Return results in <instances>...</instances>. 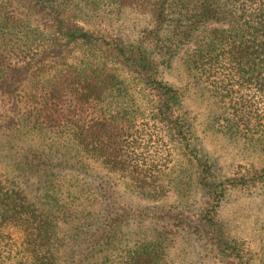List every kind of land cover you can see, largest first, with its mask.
<instances>
[{
  "label": "trees",
  "instance_id": "1",
  "mask_svg": "<svg viewBox=\"0 0 264 264\" xmlns=\"http://www.w3.org/2000/svg\"><path fill=\"white\" fill-rule=\"evenodd\" d=\"M105 7L150 26L126 40L97 20ZM184 54L187 69L220 70L264 102V0H0V264H254L220 208L264 174L222 179L190 146L182 94L163 79ZM250 95L243 106L259 111ZM159 135L190 149L175 176L151 144ZM99 167L102 200L87 210L80 180ZM115 180L180 199L121 214L106 192Z\"/></svg>",
  "mask_w": 264,
  "mask_h": 264
},
{
  "label": "rangeland",
  "instance_id": "2",
  "mask_svg": "<svg viewBox=\"0 0 264 264\" xmlns=\"http://www.w3.org/2000/svg\"><path fill=\"white\" fill-rule=\"evenodd\" d=\"M103 9L105 10L103 17L97 20L126 40L134 41L140 30L146 25L150 26V23L147 24V16L139 11H123L119 16L110 8ZM187 66L184 54L172 68L163 72V79L174 85L182 94L181 112L185 114L193 129L189 135L190 146L197 145L203 154L216 163L222 179L263 175L264 116L261 115L264 113L263 99L259 96L252 97V94L257 95L253 88L241 89L231 85V80H223L220 70H215V74L208 79L201 70L191 71ZM246 94H251L253 101L259 106V111L251 109V105L243 106ZM3 108L0 103V110ZM244 112L247 117L244 116ZM242 115L244 120H249V126L246 127L242 123L243 119H240ZM155 140L151 144L159 143L158 155L161 164H166L164 168L175 176L182 164H188L190 149L185 148L184 143L171 140L170 137L159 135L155 136ZM103 175L107 176L99 167L95 168V176L80 180V185L89 191L85 195L88 197H84V206L87 210L95 211L100 204L99 200H102L103 189L101 190V187L96 185L97 181L92 179ZM109 185L110 188L106 192H109L111 202L121 214H131L132 207L140 205L149 204L154 211L155 208L161 210L163 206L169 208L170 203L178 202L180 199L179 193L172 188H169L167 194L160 199L150 200L133 193L124 180H115ZM184 187L187 191V194L183 195L184 202L188 204L194 202L191 220L195 222L201 206L197 198L198 191L194 186L188 188V184ZM199 197L201 201L204 200L202 195ZM220 216L230 233L253 250L252 262L254 264L264 262V178L248 187L230 189L227 199L221 205Z\"/></svg>",
  "mask_w": 264,
  "mask_h": 264
}]
</instances>
